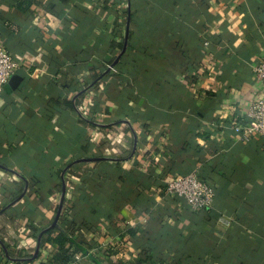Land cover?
<instances>
[{"label": "crops", "instance_id": "0c3cea01", "mask_svg": "<svg viewBox=\"0 0 264 264\" xmlns=\"http://www.w3.org/2000/svg\"><path fill=\"white\" fill-rule=\"evenodd\" d=\"M0 32V264H264V0H0ZM193 170L210 209L164 190Z\"/></svg>", "mask_w": 264, "mask_h": 264}, {"label": "built area", "instance_id": "2783aa9c", "mask_svg": "<svg viewBox=\"0 0 264 264\" xmlns=\"http://www.w3.org/2000/svg\"><path fill=\"white\" fill-rule=\"evenodd\" d=\"M19 66V60L3 45L0 32V93L4 90L5 85ZM108 67L110 70H115L112 66ZM253 72L255 77L264 84V54L253 67ZM247 116L250 120L247 132L257 133L264 137V95L251 105ZM164 190L167 194L183 198L194 211L210 209L215 201L214 188L208 182L201 179L196 170L172 177L166 182ZM80 258V255H76L75 260L69 264H75Z\"/></svg>", "mask_w": 264, "mask_h": 264}, {"label": "trees", "instance_id": "16d2710c", "mask_svg": "<svg viewBox=\"0 0 264 264\" xmlns=\"http://www.w3.org/2000/svg\"><path fill=\"white\" fill-rule=\"evenodd\" d=\"M139 31H140V33L141 34H146L147 35V33L145 32V28H144V26H143V24H139ZM214 205V204H213ZM51 230L52 229H49L47 232L49 233V232H51ZM61 237H64V234H62V233H59V236H58V238H61ZM68 255V254H67ZM70 256L71 255H69L68 257H66V256H64V257H62L61 259H59L57 262H55V263H57V264H69V262L71 261V260H69V258H70ZM74 259V258H73ZM1 260H2V258H0V262H1ZM27 259H21V260H19V261H16L17 262V264H22V262H24V261H26Z\"/></svg>", "mask_w": 264, "mask_h": 264}, {"label": "water", "instance_id": "95a60500", "mask_svg": "<svg viewBox=\"0 0 264 264\" xmlns=\"http://www.w3.org/2000/svg\"><path fill=\"white\" fill-rule=\"evenodd\" d=\"M17 80H18V78H17V76H13L12 78H11V80L9 81V85L11 86V87H15L16 85H17ZM58 216H59V214H58ZM58 219V218H57ZM57 219H56V222H57ZM56 222L54 223V225L56 224ZM38 254V250H37V252H36V255Z\"/></svg>", "mask_w": 264, "mask_h": 264}]
</instances>
